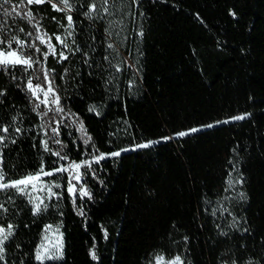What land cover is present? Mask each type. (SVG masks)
<instances>
[{
  "label": "trees",
  "instance_id": "trees-1",
  "mask_svg": "<svg viewBox=\"0 0 264 264\" xmlns=\"http://www.w3.org/2000/svg\"><path fill=\"white\" fill-rule=\"evenodd\" d=\"M71 1L75 24L68 43L74 39L81 47L89 45L84 50L92 67L83 63L81 53L70 54L55 40V35H65L67 21L50 4L18 8L31 9L40 32L20 16L7 18L10 34L43 52L47 45L35 37L47 33L57 53L65 51L69 59L58 62L49 55L42 61L41 53L24 49L55 70L53 86L64 112L55 113L56 105L49 106L52 111L41 105L39 111H48L47 116L33 112L29 94L0 71V90H6L0 97V124H11V117L19 114L17 126L28 129L4 150L5 182L35 173L41 158L47 171L92 161L100 153L128 151L93 162L90 169L81 167L82 178L73 183L91 198L77 192L75 204L67 192L70 172L47 177L61 185V195L36 216L26 196L12 189L0 192V202L9 209L0 223L16 226L6 245L8 264H39L34 249L45 226L56 223L64 234L63 259L45 264H152L157 254L166 259L180 255L185 264H244L249 258L264 264V0H115L130 2L133 9L123 50L138 71L134 93L123 81L118 90L111 83L105 87L109 65L103 57L111 52L105 51L110 42L104 29L109 20L89 21L81 14L88 0ZM21 27L24 32L18 31ZM39 67L22 73L18 66L21 86L28 76L33 84H43L35 78ZM90 105L95 112L88 111ZM246 113L242 120L230 119ZM57 120L61 155L67 159L54 164L57 157L44 152L39 141L48 139L43 133L49 124L56 127ZM80 121L95 148L83 144ZM209 124L214 126L203 127ZM192 128L200 131L174 136ZM149 141L159 143L135 147ZM49 147L60 151L51 141ZM229 172L242 178L243 198L239 193L224 199ZM221 205L227 211L212 216ZM93 246L97 260L90 256Z\"/></svg>",
  "mask_w": 264,
  "mask_h": 264
},
{
  "label": "snow or ice",
  "instance_id": "snow-or-ice-1",
  "mask_svg": "<svg viewBox=\"0 0 264 264\" xmlns=\"http://www.w3.org/2000/svg\"><path fill=\"white\" fill-rule=\"evenodd\" d=\"M114 3L115 0H112ZM44 3H48L51 5V8L57 12L65 13L64 19L67 21L65 35L62 37L60 35H55V40L62 45L63 49H66L68 53L75 54L76 52L81 53L84 57L83 63L88 67H92L91 62L88 58V52L84 50V48L89 47V45H85L81 47L80 45L76 44V41L73 39L72 43H68V38L73 37L74 32V19L72 12L74 11V5L71 0H19V4H12L11 0H0V13H2L3 19H0V71H3L6 75H10L12 80L17 81L16 87L21 88L25 92L29 94L30 103H32V111L37 112L38 115L47 116L48 111L40 112L41 105H44L49 111H52L49 106L56 105L54 111L55 113H63L64 109L60 107L61 97L57 94L56 88L54 85V69H47L44 67L42 61H47L48 56L52 55L53 57H58V62L67 61L69 59V55L66 54L65 51H60L57 53L56 46L52 43V37L48 36L47 33L42 35H37L35 37L36 40L40 42V44L47 45V51L41 52V49L36 47L35 44H27L25 40H21L18 35L10 34V28L7 25V18H13L15 21L16 16H20L23 20H25L28 24L32 25L37 32L41 31V26L39 21H35V16L31 9L26 11H18L21 5H41ZM109 3L110 0H88L86 4H82L81 8L86 9L82 11V15L89 21L99 19L101 21L104 20L105 14L109 13ZM132 3L138 4L139 0H132ZM4 5H11V9L4 7ZM231 15H235L234 12H230ZM143 15V13H141ZM55 19V17H53ZM112 21L108 22V26L105 27L104 31L107 37H111L113 35L112 32ZM63 27V25H62ZM19 32H24V28H19ZM26 35L31 36L32 33H26ZM140 36H143V31L139 32ZM116 36H119V33H116ZM91 40H95V37H90ZM17 45L16 48H13V45ZM29 47L33 49L36 53H41L42 61L40 59H33V56L30 54L25 53V47ZM92 51H95V48H92ZM106 52H115L116 55H119V51L113 43H107ZM105 61L108 62L109 68L112 69L114 72L118 73L122 71V64L126 63V61H122L121 63L112 64L110 59V55H105L103 57ZM40 65L39 67V74L36 75L35 78L42 79L43 84H33V76H28L24 84L21 86L19 83L20 80H23L24 77L17 76L16 71L19 66V70L22 73H27L29 69H33L34 65ZM99 67V65H97ZM102 71L104 69H101ZM69 69H64V74L68 73ZM91 75V73H89ZM63 78V76L61 77ZM112 75L109 76L105 80V87L112 82ZM131 83V81H130ZM6 94V90H0V97ZM38 101V103L33 101ZM89 112H95L96 108L94 105H90L88 108ZM99 115V113H97ZM249 114H244L241 116L231 117V120H242ZM22 122V117L18 114L16 116L11 117V124H0V192H6L9 189L14 190L16 193H19L21 196H26L28 198V203L32 206L31 213L33 216L39 215L42 211H47L49 208V204L45 203V200H53V198H59L61 193L54 191L53 189L61 188V185L56 183L55 181L45 182L44 177H51L58 173L63 172H70V178L67 182V192L69 193L72 202L75 204V199L77 192L81 197L88 196L91 198V194L84 189L83 187L77 188V184L73 183V181L79 182L82 178V174L80 172L81 167H85L90 169L91 164L93 162L99 163V161L108 158L109 156L118 157L121 155L122 152L128 151V149H121L120 151L111 152V153H100L99 155H94L92 157V161L83 160L81 162L73 161L67 168L64 166L54 167L49 170H45V166L43 163V158H41V164L38 170L35 173H28L27 175L21 177L20 179L14 181L5 182V172H4V150L8 148L10 144H16L17 140L20 136L28 129H24L20 126H17V121ZM228 121H218L217 123H227ZM57 125L53 127L51 124L48 125V130L51 132V136H49V131L45 130L43 135L48 137V139H42L39 141L41 148L44 152L49 153L52 156L57 157V161H53L54 164L58 163L59 160L64 159L66 160V156L61 155V151L64 148L62 142L57 138L60 135V128L59 125L61 121H54ZM75 123V121H73ZM127 123V122H125ZM214 125L209 124L203 127L211 128ZM78 131L81 133V139L83 144L88 146L90 145L92 148H95V145L91 143L92 137L88 135L86 128L84 127L83 121L79 122ZM200 131L199 128H192L187 131H182L175 133V137H185L191 133H195ZM173 137H163L164 140H170ZM49 141L52 143L60 146V151L53 152L49 147ZM159 143V141H149L145 144H138L136 148H146L149 147L151 144ZM36 145L33 144V147ZM98 151V149H96ZM231 163V161H230ZM235 169H233L234 171ZM94 175V173H93ZM242 178L239 180L232 179V173H228V178L226 180L227 187L224 189L225 192H228L230 189L234 187L236 183H242ZM40 192L44 193L43 196L34 195V193ZM242 198L244 193L239 194ZM231 197H224V199H230ZM8 203H12L11 197L8 199ZM218 210L227 211L226 208H223L221 205L220 209H213L211 212L212 216L216 215ZM9 209L5 206L4 202H0V220L3 219L4 214H6ZM83 215L81 211L79 213ZM235 218H233L232 226L235 227ZM219 228V225H217ZM51 230V226H45V235L42 237L40 243L34 249V259L35 261L39 262V264H45V261H56L63 259V240L62 234L58 241L55 244L50 242V238L47 235V232ZM16 232V226L12 223L8 222L6 225L4 223H0V264H8L6 253H7V242L11 240ZM221 235H227L221 231ZM104 238L107 239V232L104 234ZM185 242H187L188 237H184ZM19 247V245H17ZM90 249V256L93 260H97L98 257L95 253V250ZM152 264H185V261L181 258L180 255H176L170 259H166L163 254H157L153 258ZM188 264H191L189 261ZM223 264H227V262H223ZM232 264H238L236 260L232 261ZM244 264H259V261H255L252 258H249Z\"/></svg>",
  "mask_w": 264,
  "mask_h": 264
},
{
  "label": "rangeland",
  "instance_id": "rangeland-1",
  "mask_svg": "<svg viewBox=\"0 0 264 264\" xmlns=\"http://www.w3.org/2000/svg\"><path fill=\"white\" fill-rule=\"evenodd\" d=\"M112 3L110 2L108 6L110 14H105L104 20H109L113 22L111 29L113 35L109 37V42L113 43L116 46V48L119 51V55L117 56L115 52H111L110 59L113 65L121 63L122 61H126V63L122 64V71L118 73L114 72L112 69L109 68V74H111L113 77L111 84L116 88V90H118L120 88L121 82L123 81L125 85L128 84L127 86L129 87L131 93H134L137 90L134 76L138 74V71L136 69V65L132 62L130 57L125 54L123 50L124 48L123 46L126 44L129 38L128 37L129 27L127 25V21L128 18L133 14V9L130 2L127 1L125 2L116 1L113 4ZM116 33H119V36H116ZM43 179L45 182H51L49 179H47V177H44ZM232 179L234 181L239 180L236 174H232ZM239 186L240 183H236L234 187L228 191V197L232 198L238 195L240 193ZM53 190L58 192V189H53ZM34 195L43 196L45 194L36 192L34 193ZM55 199L56 198H53V200ZM53 200L49 201L46 199L45 203L50 204ZM48 225L51 226V230L47 232V235L49 236L50 242L52 244H55L62 234L63 253H64V234H63L62 224L56 223V224H48ZM44 235H45V229L43 236Z\"/></svg>",
  "mask_w": 264,
  "mask_h": 264
}]
</instances>
